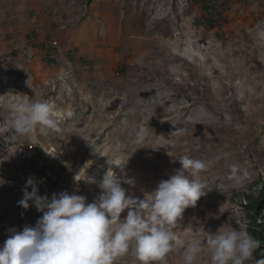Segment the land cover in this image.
<instances>
[{
    "label": "rangeland",
    "instance_id": "1",
    "mask_svg": "<svg viewBox=\"0 0 264 264\" xmlns=\"http://www.w3.org/2000/svg\"><path fill=\"white\" fill-rule=\"evenodd\" d=\"M215 1L221 15L212 9V26L201 0H0V246L10 229L42 216L17 203L29 177L41 195L75 191L90 203L117 164L109 171L143 199L181 167L170 156L181 154L209 163L199 179L211 189L177 222L185 245L240 223L250 233L260 217L251 203L264 191V0ZM50 41L58 50L49 55L41 42ZM25 98L48 102L61 132L37 126L16 136L9 118ZM139 129L148 132L142 145ZM36 151L46 169L61 164V181L31 168ZM182 253L170 252L166 264H183ZM254 258L248 264L264 259V248Z\"/></svg>",
    "mask_w": 264,
    "mask_h": 264
},
{
    "label": "clouds",
    "instance_id": "2",
    "mask_svg": "<svg viewBox=\"0 0 264 264\" xmlns=\"http://www.w3.org/2000/svg\"><path fill=\"white\" fill-rule=\"evenodd\" d=\"M257 30L264 35V26L257 25ZM9 119L16 136H27L37 126L42 133L61 132L53 108L46 101L25 98L12 109ZM173 132L181 134L177 129ZM147 136L145 129H139L134 142L142 145ZM120 148L117 142L115 149ZM170 156L181 167L145 193L143 199L129 194L114 170L109 171L112 165L121 166L117 164L104 171L98 183L101 191L90 203L75 191L41 195L36 180L29 177L23 198L17 203L24 209L34 206L42 216L35 226L26 225L22 231L10 229L11 234L0 246V264H118L128 256L132 257L131 264H166L168 254L177 249H183V264H197L202 252L208 255L209 264L253 261L261 241L249 233L244 223L238 228L208 230L202 239L187 245L176 234L174 229L185 209L196 206L211 189L199 179L209 167L208 162L187 154ZM239 172L237 165H231L229 179L239 183ZM87 180L96 183L94 177ZM125 210L127 214L122 218ZM255 264H264V259L255 260Z\"/></svg>",
    "mask_w": 264,
    "mask_h": 264
},
{
    "label": "trees",
    "instance_id": "3",
    "mask_svg": "<svg viewBox=\"0 0 264 264\" xmlns=\"http://www.w3.org/2000/svg\"><path fill=\"white\" fill-rule=\"evenodd\" d=\"M204 1L203 2V7L205 9V18L210 22V25L213 26V24L215 23L214 21V14L215 15H221L220 12H218V5L215 2H212V0H201ZM212 9L214 10V14H211ZM31 38L33 39H38L36 35H32ZM31 44H33V42H30ZM41 47L45 48V50L48 52V54L50 55L53 52H57L58 47L56 46V44H52V41L50 42H41ZM70 55V59L72 61H76L75 60V54L74 52H69L68 53ZM49 61H51L53 64L56 61V58L52 57V60L49 59ZM10 141V139L8 140V142ZM47 158L45 157V155L42 152L36 151L32 154V156L30 157V165L31 168L38 174H41L44 178L45 181H47L48 183H56L61 181L62 179V174H63V167L58 166V168H55L54 166H47L44 167L43 165L40 164V162H46ZM52 167V168H51ZM55 176V178H54ZM251 206L254 209L255 214L260 215V217L258 218H262L263 220L261 222L258 221V218L256 215H253V220L255 223V226H251L250 227V234L258 239L259 241H261V245L258 249H263L264 248V191L262 192V194L255 199L254 201H252Z\"/></svg>",
    "mask_w": 264,
    "mask_h": 264
}]
</instances>
